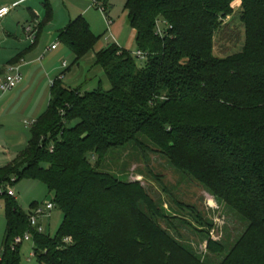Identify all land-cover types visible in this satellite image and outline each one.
Instances as JSON below:
<instances>
[{"label":"trees","instance_id":"trees-1","mask_svg":"<svg viewBox=\"0 0 264 264\" xmlns=\"http://www.w3.org/2000/svg\"><path fill=\"white\" fill-rule=\"evenodd\" d=\"M236 1L244 44L217 58L214 35ZM44 9L47 23L51 10ZM123 9L145 59L116 45L97 52L108 91L55 80L26 147L0 167V264H22L14 239L25 233L38 264H207L161 229L138 182L101 171L110 152L146 148L141 139L248 222L219 264H264V0H124ZM98 39L82 17L58 35L74 64ZM22 180L45 185L62 212L54 238L29 228L37 204L26 214L7 195ZM206 249L225 252L210 241Z\"/></svg>","mask_w":264,"mask_h":264},{"label":"rangeland","instance_id":"rangeland-1","mask_svg":"<svg viewBox=\"0 0 264 264\" xmlns=\"http://www.w3.org/2000/svg\"><path fill=\"white\" fill-rule=\"evenodd\" d=\"M53 1L45 2L50 10L53 8ZM75 1L76 3L79 2V0ZM0 2L4 3V0H0ZM89 2L92 6L93 1L89 0ZM123 3L124 0H109V6H111L109 11L111 10V17L114 20L121 18ZM4 5V7H8V5ZM56 5L55 9L58 12L61 6ZM27 8L28 4H24L15 9L5 20H0V36H4L3 29L5 27H11L12 32L17 31L18 34H21L20 24L24 20L22 11L24 10L28 14ZM232 8L233 14L223 20L222 26L214 35L213 54L217 58L238 53L244 44V27L238 16L239 3L234 2ZM93 14H95L94 18L99 25V30L104 31L105 26L100 12L97 10V13L93 12ZM21 19L23 20L21 21ZM28 20L30 21V15ZM44 20L45 15L41 23H45ZM49 22L45 24L47 25ZM127 33L128 28H126L124 37L120 39L119 47L125 48L129 38L126 36ZM128 50L135 53V47L130 46ZM64 61L66 66L74 72L76 71L78 76L81 75L82 70L86 71V75L88 72L94 74V71L88 68L89 66L85 61L79 63V69L73 66L72 58L67 57ZM97 76V79H92L90 82L79 81V84H75L78 83L79 77L74 75V82L71 80L69 85L75 89L84 86L83 90L86 92L98 88L104 91L108 90L109 85L107 86L108 83L103 82V79V84L99 86L100 76ZM141 140L146 148L141 149L130 144L110 152L101 163V171L115 175L122 181L138 182L158 210V215L151 214V212L150 215L161 229L201 261L207 264H219L227 251L244 233L248 227V222L232 209L210 196L206 189L192 178L172 168L166 158L153 151L155 148L149 142L144 139ZM89 162L94 164L95 159L90 158ZM12 190L15 193L19 208L26 214L31 210L30 206L34 203L43 208L46 204L52 203V195L48 193L46 186L39 181L22 180L16 183ZM143 210L147 212L145 207ZM4 211V202L0 200V256L6 228ZM62 220V212L54 207L49 213V217L41 223L43 234L51 239L54 238ZM208 241L213 244H220L225 252L212 253L207 251ZM33 251L34 243L31 238L29 242H24L20 247L22 264H38Z\"/></svg>","mask_w":264,"mask_h":264},{"label":"crops","instance_id":"crops-1","mask_svg":"<svg viewBox=\"0 0 264 264\" xmlns=\"http://www.w3.org/2000/svg\"><path fill=\"white\" fill-rule=\"evenodd\" d=\"M46 1L48 0H4V3L0 2V8L4 7V4L9 7L12 4L20 3L17 8L28 4V14L24 10L22 11L24 20L21 19V21L23 20L20 24L21 34H18L17 31L12 32L11 27H5L3 29L4 36H0V79H3L10 66L19 67L23 78L17 88L0 94V167L12 162L18 153L26 147L30 139L31 125L48 107L50 88L55 80L59 79L66 88L75 89L69 85V82L75 78L74 75L79 77L78 83L75 84H79V81L90 82L92 79H97V75H99V86L104 81L108 83V86L109 82L103 71L94 64L95 54L110 44L119 47L120 39L124 37L126 28H128L126 36H129L127 47L125 46L126 49L119 48L131 52L128 50L131 46L135 47V51L137 50L134 42L135 31L128 24L127 13L123 9L121 18L114 20L111 17V10L109 11V7H111L109 0H92V6H90L89 0H79L78 3L75 0H54L53 8L51 6V20L47 25L41 23L46 14L44 12ZM236 2L240 5L239 1ZM56 4L61 6L58 12L55 9ZM15 9L11 10L1 21L5 20ZM97 10L103 19L104 31L99 30V25L94 18L93 12L97 13ZM29 15L30 21L28 20ZM78 17L84 18L91 33L99 38L93 50L79 61V63L85 61L94 74L88 72L86 75V71L82 70L81 75L78 76L76 71L69 69L64 59L72 58L74 62V57L70 50L58 41L59 32ZM28 26H31L35 32L33 41H30L25 34V29ZM104 36L105 38H103ZM121 45L124 46V44ZM52 46H56V48L52 50ZM79 63H73V66L79 69ZM83 88L76 89L86 92Z\"/></svg>","mask_w":264,"mask_h":264},{"label":"built area","instance_id":"built-area-1","mask_svg":"<svg viewBox=\"0 0 264 264\" xmlns=\"http://www.w3.org/2000/svg\"><path fill=\"white\" fill-rule=\"evenodd\" d=\"M20 5V3L12 4L9 7H2L0 8V20H2L4 17H6L11 10L17 8ZM102 11V9H101ZM162 24L160 22L156 25V32L161 35ZM25 34L28 36L30 41L34 40L35 32L31 26H28L25 29ZM56 46H52L51 49L54 50ZM134 57H137L140 60L145 59V54L140 51H135V53H132ZM23 81L22 75L20 73L19 67L17 66H10L7 69V72L5 73L3 79H0V94H5L7 92H10L17 88ZM50 152H52V148H50ZM7 195L15 198V193L13 190H9L7 192ZM54 205L52 203L46 204L43 207H36L35 209L31 210V213L29 215L28 223L29 228L34 230L38 234L43 233V227L41 223L49 217V213L53 210ZM31 235L29 233H25L23 237H18L14 239L15 245H21L24 242H29L31 240ZM69 240H65V242H68Z\"/></svg>","mask_w":264,"mask_h":264}]
</instances>
